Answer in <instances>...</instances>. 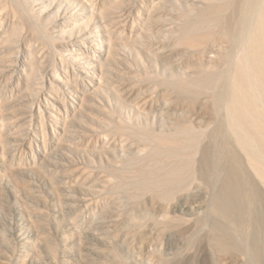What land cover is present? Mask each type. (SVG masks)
Returning a JSON list of instances; mask_svg holds the SVG:
<instances>
[{"label":"rangeland","instance_id":"obj_1","mask_svg":"<svg viewBox=\"0 0 264 264\" xmlns=\"http://www.w3.org/2000/svg\"><path fill=\"white\" fill-rule=\"evenodd\" d=\"M196 1L103 0L99 12L113 32L112 49L108 57L96 50L103 74L81 99L62 85L66 79L81 84L80 67L63 44L100 19L90 1L51 0L39 7L38 0H0V264H181L185 259L184 248L192 243L181 248L176 237L162 234L149 198L157 192L147 190L146 177L150 181L172 160L156 150L157 137L175 136L186 120L196 127V121L217 115V100L228 99L223 93L230 83L223 78L230 51L239 50L229 34L236 20L233 0ZM217 1H229L223 23L212 18L207 29H191ZM28 11L38 24L27 22ZM72 12L80 24L72 20L62 28L61 19ZM204 35L211 37L202 42ZM194 41L201 45L195 48ZM207 45L217 48L212 66ZM211 70L218 82L208 81ZM54 89L69 105L62 128L43 105ZM223 249L215 251L213 264H239L245 257Z\"/></svg>","mask_w":264,"mask_h":264},{"label":"bare ground","instance_id":"obj_2","mask_svg":"<svg viewBox=\"0 0 264 264\" xmlns=\"http://www.w3.org/2000/svg\"><path fill=\"white\" fill-rule=\"evenodd\" d=\"M50 1L38 0V6L44 7ZM89 1V9L100 14L99 9L105 4L103 0ZM228 2L218 3L217 1L216 4H208L205 7L206 12H199L200 16L197 15L199 18L197 21L195 19L196 23L191 24L190 28L192 29L194 25L195 28L204 25L203 27L207 29L212 18L223 20L224 9L229 6H227ZM231 2L229 3L236 15V20L230 27L228 26L230 40L234 48L241 50V54L231 50L234 52L232 54L230 51L231 56L227 57L230 61L227 73L224 78L219 77L230 83L227 85H230V88L224 84L227 89L224 86L226 92L223 94L226 93L228 96H224L228 98L227 101L220 96L225 103L223 101L219 104L218 99L217 115L205 118L206 120H203L205 123L198 120L195 127L193 123L186 120V124L183 123L181 127L178 126L177 131L175 130V136L163 137L164 135L160 134L162 137H157L159 141H157L156 150L159 149L158 152L162 150L167 158L172 160L170 163L167 161L164 166L159 164L161 167L157 173L154 175L152 173L153 179L150 177V181H147L149 179L147 177L146 181L142 179L145 184L148 182L147 190L151 187L153 188L151 192L153 190L157 192V195L149 198L153 200L150 201L153 203L151 211L156 214L157 221L161 224L158 228L164 231L162 234L168 235V238L176 237L178 246L181 248L192 243L191 247L184 248L188 254L183 261L181 260L184 256L181 258V264H213L216 257L215 251L228 249V247L244 253L245 257H241L239 264H260L264 261V0H233ZM50 15L51 13H47L46 17ZM72 15L74 16L61 19L64 26L62 28L67 29L70 25L69 21L72 20H76V25L80 24L77 15L73 12ZM100 15L98 22L89 26L85 33H73L70 35L69 42L63 44V47L70 52L69 58L75 62L74 66L80 67L78 72L81 84L74 85L66 79L62 80V85L81 99H83L84 90L95 86L103 70L100 65L102 56L96 50H103L102 54L108 57L107 54L112 49L113 32L109 28L107 18ZM186 17L184 16L186 20L183 21H187ZM27 22L39 23L30 11H28ZM12 23L14 24L13 18L10 24ZM203 38L202 42H205V35ZM198 41L200 42V39ZM191 44L193 45V42ZM194 44L196 46L197 41H194ZM200 45L194 47L197 48ZM204 49L206 60L208 59L209 62L207 65L210 66L211 62H214L213 53L217 51V48L207 45ZM74 66V70L77 71ZM215 70L218 72L217 69ZM211 71L210 74L206 71L205 75H209V77L206 75L208 81L213 82L218 77L214 79L213 77L217 74ZM201 73H199L200 78ZM228 88L230 91L227 93ZM54 90L50 98H44L43 105L49 117L56 122V126L62 128L64 115L69 113V105L62 103L56 89ZM72 108L74 109V106ZM53 133L56 134L54 127ZM154 145L153 147H156ZM143 183L140 182L137 185L142 186ZM141 186L139 188L144 187ZM156 192L153 193L156 194ZM156 196L157 199H155ZM153 230L155 232V229ZM162 230L160 231L163 232ZM156 232L153 234H157ZM151 239L153 242V238ZM149 242L152 245V242Z\"/></svg>","mask_w":264,"mask_h":264}]
</instances>
